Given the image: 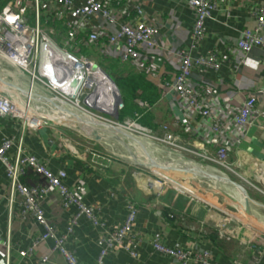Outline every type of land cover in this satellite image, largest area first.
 Instances as JSON below:
<instances>
[{
    "label": "crops",
    "instance_id": "1",
    "mask_svg": "<svg viewBox=\"0 0 264 264\" xmlns=\"http://www.w3.org/2000/svg\"><path fill=\"white\" fill-rule=\"evenodd\" d=\"M12 1L16 6L26 7L27 17L33 20V0ZM99 1L110 10L113 22L110 24L104 17L94 16L90 24L101 35L100 40L91 44L84 43V46H87L85 48L82 44L86 40L87 30L82 29L74 38L73 52L83 54L82 50L85 49L89 56H102L123 64L128 71L132 69L143 72L155 90L160 91L154 105H163L160 110L163 111L165 119L169 123L172 122L175 102L164 96L162 83L171 80L176 73L177 59L173 52L187 48L191 43L193 8L186 0ZM214 1L216 8L205 22V36L193 50V54L214 52L219 68L217 70L194 68L191 80L197 83L200 89L207 87L212 89V94L206 97L208 103H226L237 107L247 93L264 92V45L255 46L246 57H243V53L240 54L236 47L243 30L255 25L252 12L256 6L264 5V0ZM38 14L40 26L51 39L63 42L71 38L72 25L76 23V19L62 14L54 0H39ZM139 22L158 28V34L154 38L155 48L152 51L140 48L142 61L139 63L121 62L118 55L122 47L121 40L115 45H110L107 44V37L115 32L121 23L134 27ZM260 36L264 40V31ZM112 100L113 98L109 97L105 100L106 110L113 107ZM57 114L64 120H77L74 114L59 111ZM79 127L91 131V126L85 123L80 122ZM4 135L14 137V146L8 152L10 160L14 159L16 144L20 139L25 154L46 162L52 172L64 170L67 174L65 179L67 188L82 204L93 208L95 216L105 222L106 231L116 230L122 225L127 204L136 207L132 231L137 238L135 246L137 256L131 258L120 246L114 245L104 256V264H174L170 256H165L153 248L152 239L156 233L160 234L161 242L168 247L179 244L183 248L207 249L210 251L211 260L219 264H236L235 261L247 264L249 252L241 242L248 241L255 235L256 243L264 245V234L259 233L264 232V225L244 226L243 220L228 217L220 209L212 207L213 204L211 206L196 196L181 193L174 188L157 195L155 190L140 184L142 178L134 177L132 173L134 169L128 163L115 162L109 168L94 169L86 155L84 158L82 154L74 156L63 145L64 135L73 138L79 144L86 143L84 139L69 131L54 125H44L38 130L26 128L21 132L18 120L2 118L0 139ZM83 152L84 150L79 148V153ZM240 155L264 161V128H249L240 145L234 150L230 161L235 162L240 159ZM23 181L27 184L37 182L31 174ZM7 189L5 167L0 164V264H4L6 240L11 244L10 264H34L42 255L48 256L45 264H66L63 257L52 250L53 241L50 239L38 242L30 254L25 256L19 254V250H26L32 245L43 232V227L32 217L21 218L18 202L13 205V215L9 221ZM255 204L264 208L262 203ZM42 209L45 218L56 226L59 233L65 232L77 213L74 205L64 208L55 192L44 199ZM243 213L245 218L250 220L259 218V214L253 212L252 208L250 214H246L244 209ZM224 217L229 218V227L239 226L238 238L226 239L218 235L216 224ZM103 233L101 227L94 225L85 214H80L65 247L74 252L79 264H96L103 247L100 242Z\"/></svg>",
    "mask_w": 264,
    "mask_h": 264
},
{
    "label": "built area",
    "instance_id": "2",
    "mask_svg": "<svg viewBox=\"0 0 264 264\" xmlns=\"http://www.w3.org/2000/svg\"><path fill=\"white\" fill-rule=\"evenodd\" d=\"M33 1L32 25L29 24L26 7L16 6L12 0H7L4 4L3 0L0 2V59L8 62L14 68L15 75L24 77L28 84H21L15 78L8 77L11 79L9 80L7 76L5 78L0 76V119L18 120L21 132L26 128L38 130L44 125H48L44 120L35 121L40 117L34 114L33 105L35 102L46 106L50 102L54 105H63L66 101L76 100V105H78L81 96L83 97L82 101L87 100L89 104L98 102L99 99L94 100L95 93L93 91L97 83L90 71L93 70V63L90 59L83 58L71 51L69 47L82 29L87 30V43H96L100 40L101 35L90 24V20L94 16L100 15L110 24L113 22L110 10L105 8L99 0H54L62 14L70 15L76 19V23L72 25L71 38L58 43L51 39L40 26L39 0ZM186 1L193 8L194 13L190 35L191 43L187 48L173 52V56L177 59L176 73L171 80L162 83L164 96L175 102L173 121L160 126L159 134L140 133L150 138L151 141L162 145L168 157L173 159L170 163H161H175L180 167L198 166L205 173L216 175L220 180L223 178L229 184L228 187L234 190L236 199L239 200H243L241 191L230 184L228 179L241 184L247 193L248 190L252 189L255 194L264 197V161H260L258 158L249 159L247 155H240V159L238 158L235 162L230 161L234 150L240 145L249 128H264V92L252 91L247 93L237 107L229 106L226 103L210 104L207 102L206 97L212 94V89L210 87L200 89L198 84L191 80L192 72L194 68L217 70L219 63L214 52L209 51L206 54L194 55L193 50L199 46L205 36V22L210 18L212 10L216 8V3L214 0ZM252 14L256 21L255 25L245 28L236 42V47L240 54L243 53V57H246L255 46L264 45V40L260 36L264 31V5L256 6ZM157 34L158 28L156 26L147 25L144 22H139L134 27L121 23L118 29L107 37V44L115 45L117 41L121 40L122 47L118 53L120 61L139 63L142 61L140 48L145 51L154 50V38ZM78 69L84 71L85 80L75 98L71 99L60 93L59 89L71 79ZM97 70L100 71L99 69L93 71ZM4 81L14 85L7 87ZM92 84H94V89L90 88ZM23 87L33 88L35 92L33 97L28 99ZM103 91L105 95L103 101L112 96L110 90L107 91L104 86ZM117 108H119L118 105ZM96 122L103 123L102 121ZM112 123L119 125L117 122ZM130 127L135 128L133 123L127 125V128ZM14 143L13 136L4 135L0 139V164L5 167L8 180L7 209L9 221L13 215V205L18 202L21 218L32 217L43 227V232L28 249L19 250L21 256L30 254L38 242L50 239L53 241L52 250L60 254L66 264H79L74 252L68 250L65 243L68 236L73 232V227L77 224L80 214H85L94 225H98L104 230L100 241L103 247L99 252L96 264H104V256L114 245L120 246L131 258L137 256L135 252L137 238L132 231L137 210L133 204H127V212L122 225L116 230L106 231L105 222L95 216L93 208L82 204L76 195L67 188L65 184L67 174L64 170L52 172L46 162L35 156L25 154L20 139L16 144L14 159L10 160L8 152ZM62 143L72 155L81 156L80 154H82L83 158L86 155L94 169L103 170L118 162L116 154L101 150L96 144L88 142L79 144L73 138L65 135ZM79 148H82L84 152L79 153ZM198 161L200 162L198 163ZM134 165H136L134 161L129 163V166L134 169L132 171L134 177L140 176V172L134 168ZM246 165L249 166L246 167ZM148 169L152 171L150 168ZM165 171L193 176L190 172L180 170L167 169ZM29 174L36 178V183L27 184L23 181ZM160 177L164 180L163 183L165 181L174 183L162 176ZM194 177L219 183V180L208 178L204 173ZM147 178L146 187L154 186L157 195L161 194L160 191L157 192V189L163 186L162 180L155 181ZM180 188L196 196L187 186L180 185ZM174 189L185 193L183 190ZM54 192L58 194L60 203L64 208L73 205L77 208L76 215L63 233H59L56 226L45 218L42 209L44 199ZM209 204L212 206L211 203ZM212 207L220 209L215 205ZM220 210L226 213L228 217H234V215ZM228 217L222 218L216 224L217 233L226 239L238 238L240 228L239 226L229 227ZM234 218L239 220L236 216ZM259 233L264 234V232ZM255 237L256 235L248 241L241 242L249 252L247 264L264 262V245H258ZM152 245L157 252L170 256L174 264H219L211 260L210 251L207 249L183 248L179 244L172 247L165 246L161 242L159 233L154 234ZM10 251L11 244L9 240H6L4 264H10ZM47 261L48 256L42 255L34 264H45ZM235 263L239 264V261H235Z\"/></svg>",
    "mask_w": 264,
    "mask_h": 264
},
{
    "label": "rangeland",
    "instance_id": "3",
    "mask_svg": "<svg viewBox=\"0 0 264 264\" xmlns=\"http://www.w3.org/2000/svg\"><path fill=\"white\" fill-rule=\"evenodd\" d=\"M2 1V0H1ZM0 1V2H1ZM3 4H4V0H3ZM29 24L32 25L33 22L32 20L29 18ZM78 54V53H77ZM81 55L83 58L86 59H90V61L94 64L97 65V67L99 69H101L103 72H105L112 80L114 77L117 78H123L126 75H130V73H127L128 69L125 67H121L119 65L118 62L112 61V60H108L102 56H89V52H84L83 54H79ZM133 75V74H132ZM0 76L2 78H5V76H7V79L11 80V79H16L17 82L24 84V85H28L26 84V80L24 79V77H17V75H15L14 72V68H12V66L0 59ZM10 77V78H8ZM102 79V78H101ZM145 80L147 81L148 84H146L145 86L151 88L152 83L150 81V79L148 77L145 76ZM114 81V80H113ZM10 83V82H9ZM98 85V86H97ZM95 86V89L93 90L96 96V99H99L97 103V105L101 108H105L104 105H102V101L105 98L104 95V91H103V86L99 84H97ZM106 90L109 89L108 85H105ZM153 89V88H151ZM147 91V88L145 89ZM120 92V91H119ZM157 93L160 94V91L156 90ZM23 94V93H22ZM142 95H146L145 92L141 93ZM162 94V92H161ZM120 95H122L120 93ZM82 96L79 98V103L78 105H76V100H71V102L66 101L65 104H63L64 106L58 107V104H52V102L48 103L46 106L41 105L40 103L35 102V106H34V114H37L35 116H38L40 114H44L45 118H49L50 120H44L48 125H54L57 126L59 128H63L65 129V131H69L70 133H73L74 135L84 139L86 142L90 143V144H96V146L101 149V150H107L109 152H112L114 154H116V160L118 162H124V163H130L132 162L131 159L124 157L125 153L124 151H122V147H124V149L127 152V156H128V152L130 154H134V155H138V153L136 151L130 150L129 147L125 146V140L122 138V136L118 135V138L115 137V139H112L109 136H106V134L103 132V129H99L97 126L99 127H104L106 128L105 130L108 133H112L114 132L112 130V128H115L114 130H122V131H127L129 132L131 135H133L134 137H136L137 139H141L143 140L146 144L145 148L157 159L159 160V162H166V163H170L171 160H173L171 157H168L167 153L165 152V148L162 147V145L156 143L155 141H151L150 138H148L147 136L142 135V133H146V134H159L160 133V126H162L163 124H168L169 122L167 121V119H165L164 117V113L162 110H160L163 105H148L145 101L142 103V108L145 109L146 112L151 113L152 115V121L156 124V127L153 128L151 126H149L148 124H141V122H138L136 119H127V117L125 119H127V122H124L125 120H119L118 117L117 119L113 118V116H111L110 114H106L104 112H101L95 108H92L91 106H87L84 101H82ZM31 103V102H30ZM121 107L117 108V112H119L122 107H123V101H122V96H121ZM147 104V105H146ZM44 108V109H41ZM59 108H61L59 110ZM42 110V111H41ZM61 113V112H67L69 114H74L75 118L77 120H64L62 116L58 115L57 113ZM61 111V112H60ZM42 112V113H41ZM84 115H83V114ZM85 115H88L89 117H91L93 119V121H90L87 117H85ZM50 116V117H49ZM91 119V120H92ZM102 121L101 122H96V121ZM80 122L85 123L89 126H91V128H93L96 132H98L99 137H97V139H93L91 133L88 131H85L84 129L82 130L79 125ZM112 122H117L119 123V125H114ZM78 123V124H77ZM98 123V125H97ZM133 123L135 128H127V125ZM104 124H107L109 126H106ZM97 125V126H96ZM118 127V128H116ZM142 132V133H140ZM113 140V141H112ZM118 141L117 143H115L114 141ZM143 145V146H144ZM129 149V150H128ZM162 152V154H161ZM120 153V154H119ZM166 153V154H165ZM124 154V156H122ZM155 154V155H154ZM164 156V158H163ZM168 157V158H167ZM163 159V160H162ZM200 161H198L199 163ZM203 162H201L202 164ZM141 164V163H140ZM204 164V163H203ZM134 168H137L138 172H140V177L142 178L141 181V185L142 186H147L146 182H147V177L157 181L162 180V187L157 189V192H166L168 189H171L170 187L173 188H177L179 190H183L182 188H180V185L177 183H170L165 181V183H163V179H160L161 177L158 176V174L153 173L152 171H150L148 168H146L145 165H134ZM166 170V169H165ZM169 172V174L171 176L174 177L175 180H178L179 183L181 185H185L188 187V189L193 192L198 198L200 199H204L206 201H208L209 203L218 206L220 209L234 215V217L236 216L237 218L243 220L242 224H244V226H252L253 225H259L262 227V225H264V208L259 207V205L252 203L249 204L250 208L253 209V212H256L257 214H259V218L257 219H248L245 218V214L243 213V209H244V204H243V200L241 199L242 202H240L238 199H236V194L234 192L233 189H231V187H228L229 184H227V182L225 180H223V178H221L222 183H214L211 182L209 180H205L203 178H199V177H193L190 176L189 174H182V173H177V172H173V171H167ZM173 178H171L172 180ZM201 182V183H200ZM146 184V185H145ZM176 184V185H175ZM149 187V186H148ZM147 187V188H148ZM151 190H155L154 186L149 187ZM218 191V192H217ZM231 191V193H230ZM156 192V191H155ZM185 193H188L186 191H184ZM249 196L251 199H253L254 201H256L257 203H262L264 204V197L259 196L257 194L254 193V190H248ZM189 194V193H188ZM256 195V197H254ZM208 197V198H207ZM240 202V203H239ZM258 210V211H256ZM233 218V217H232ZM244 222V223H243ZM250 225H249V224Z\"/></svg>",
    "mask_w": 264,
    "mask_h": 264
},
{
    "label": "bare ground",
    "instance_id": "4",
    "mask_svg": "<svg viewBox=\"0 0 264 264\" xmlns=\"http://www.w3.org/2000/svg\"><path fill=\"white\" fill-rule=\"evenodd\" d=\"M91 71V74H93V77H94V80H95V82L97 83V84H101L102 86H104L105 87V85L107 84L108 85V87H109V89L107 90V91H109L110 90V92L112 93V87H111V84L109 83V81L104 77V75L100 72V71H93V70H90ZM102 78V79H101ZM27 84V83H26ZM98 86V85H97ZM90 88L91 89H94V84H92L91 86H90ZM23 91H24V93H25V95H26V97L28 98V99H30V97H33V94L35 93L34 92V89L33 88H25V87H23ZM24 93H23V95H24ZM109 98H113V95L111 96V97H109ZM107 99V98H106ZM94 100L96 101V96L94 97ZM100 102V101H99ZM98 102V103H99ZM113 103H114V98H113V100L111 101V105H113ZM53 104V103H52ZM106 104V101L104 100L103 101V103H102V105H105ZM49 105V104H48ZM34 106L35 105H33V108H34ZM58 107H63L64 105H57ZM105 107V109H106V106H104ZM61 108H59V110L61 109ZM41 109H44V108H41ZM35 111V110H34ZM42 111V110H41ZM42 113V112H41ZM46 113H44V114H40L39 116L40 117H38L37 119H35V121H40V120H50L48 117L47 118H44V115H45ZM83 114V113H82ZM84 115V114H83ZM50 117V116H49ZM85 117H87L90 121H93V119L91 118V117H89L88 115H85ZM92 119V120H91ZM96 121V120H95ZM94 122V121H93ZM97 125H98V123H97ZM96 125V126H97ZM99 129H103V132L106 134V136H109V137H111L112 139H115V137H117L118 138V135L120 136H122V138L125 140V146L127 147H129V149L130 150H133V151H136L137 153H138V155L136 154V155H134L133 153L132 154H130L129 152H128V156H127V152H126V150L124 149V147H122V146H124V145H122L121 146V148H122V151H124V153H125V156H124V154L122 155V156H124V157H126V158H130L132 161H136V162H138V163H141V164H144V165H146V167H148V168H150L153 172H155L156 174H158L159 176H162V177H164V178H166L167 180H170V181H172V182H175V183H177V184H179V185H181L180 183H179V181L178 180H175L174 179V177L173 176H171L170 174H169V172H167V171H165V169L163 168V167H168V170H178V169H180V166H178V165H176L175 163H172V164H166V163H161V162H159V160H157L146 148H145V145L144 144H146L143 140H141V139H137L136 137H134L133 135H131L129 132H127V131H122V130H114V129H112L114 132H110V133H108L105 129L106 128H104V127H99V126H97ZM113 141V140H112ZM115 143H117L118 141L116 140V141H114ZM144 145V146H143ZM128 149V150H129ZM120 154V153H119ZM161 154H162V152H161ZM166 154V153H165ZM155 155V154H154ZM163 158H164V156H163ZM168 158V157H167ZM163 160V159H162ZM167 162V161H166ZM167 170V169H166ZM190 173L193 175V177L194 176H197V175H200V174H203L204 173V175H205V171H203L202 169H200L198 166H193V169L190 171ZM171 178H173L172 180H171ZM201 183V182H200ZM219 183H222V181L221 180H219ZM223 184V183H222ZM146 185V184H145ZM181 186H184L185 187V185H181ZM218 192V191H217ZM230 193H231V191H230ZM239 200V199H238ZM240 202H242L241 200H239ZM239 202V203H240ZM257 205V204H256ZM257 229V228H256ZM257 230H259V229H257Z\"/></svg>",
    "mask_w": 264,
    "mask_h": 264
},
{
    "label": "trees",
    "instance_id": "5",
    "mask_svg": "<svg viewBox=\"0 0 264 264\" xmlns=\"http://www.w3.org/2000/svg\"><path fill=\"white\" fill-rule=\"evenodd\" d=\"M7 0H4L6 2ZM58 39V38H56ZM59 40V39H58ZM75 41V40H74ZM73 41L70 46L71 51L74 50L75 42ZM61 43V42H58ZM86 44V40L83 42L82 46ZM81 46V47H82ZM87 48V46H84ZM85 52V49L82 50ZM121 67H124L123 64H119ZM128 69V68H127ZM127 73L130 75H126L125 77L117 78L114 77L113 80L122 94L123 107L118 112V119L125 120L127 119H136L141 124H148L149 126L155 128L156 124L152 121V114L145 111L142 108V103L147 101L148 105H153L155 100L158 98L159 93L156 92L155 88L151 86V88L145 86L147 81L145 80V74L143 72L137 70H129ZM133 74V75H132ZM147 77V76H146ZM147 88V91L145 90ZM145 92L146 95H142L141 93ZM127 117V119H125ZM178 132V130H175ZM182 134V132H180ZM208 198V197H207Z\"/></svg>",
    "mask_w": 264,
    "mask_h": 264
},
{
    "label": "water",
    "instance_id": "6",
    "mask_svg": "<svg viewBox=\"0 0 264 264\" xmlns=\"http://www.w3.org/2000/svg\"><path fill=\"white\" fill-rule=\"evenodd\" d=\"M92 69H99L97 67L96 64H92ZM101 71V73L104 75V77L109 81V83L111 84L112 87V95L114 98V103H113V108L111 110H106L105 108H101L97 105L98 102H95L94 104H89L87 102V100H84V103L87 106H91L92 108H95L101 112H104L106 114H110L111 116H113V118L117 119L118 117V112H117V105L120 107L122 105L121 103V95L119 92V89L117 88L115 82L105 73L103 72L101 69H99ZM85 80V73L82 69H78L74 75L71 77V79L59 89V92L62 93L63 95H65L68 98H75V96L77 95L79 88L81 86V84L83 83V81ZM8 86H13V83H8ZM106 126H109L107 124H104ZM115 129V128H112ZM97 131V130H96ZM93 128H91V131H88V133L90 132L93 139H97V137H99L98 132H96ZM134 163L136 165H143L140 164L136 161H134ZM164 169H168V167H163ZM193 169L192 166H182L180 167V171H184V172H190ZM205 176L208 178H213L215 180H220V178L216 175H211L208 173H205ZM228 182L230 184H232L235 188H237L239 191H241L242 197H243V204H244V211L246 214H250V206L249 204L255 203L256 201H254L253 199L250 198V196L248 195L246 189L239 183H237L236 181L230 180L228 179Z\"/></svg>",
    "mask_w": 264,
    "mask_h": 264
}]
</instances>
